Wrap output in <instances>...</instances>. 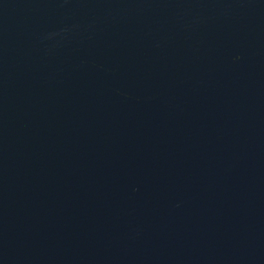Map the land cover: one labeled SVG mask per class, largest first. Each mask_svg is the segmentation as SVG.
Instances as JSON below:
<instances>
[{"label":"water","instance_id":"obj_1","mask_svg":"<svg viewBox=\"0 0 264 264\" xmlns=\"http://www.w3.org/2000/svg\"><path fill=\"white\" fill-rule=\"evenodd\" d=\"M0 264H264V0H0Z\"/></svg>","mask_w":264,"mask_h":264}]
</instances>
